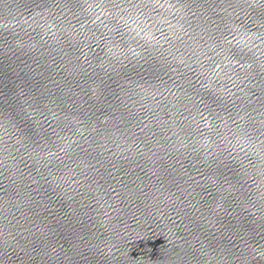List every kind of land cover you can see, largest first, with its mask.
Returning <instances> with one entry per match:
<instances>
[{"label": "water", "instance_id": "95a60500", "mask_svg": "<svg viewBox=\"0 0 264 264\" xmlns=\"http://www.w3.org/2000/svg\"><path fill=\"white\" fill-rule=\"evenodd\" d=\"M0 264H264V0H0Z\"/></svg>", "mask_w": 264, "mask_h": 264}]
</instances>
